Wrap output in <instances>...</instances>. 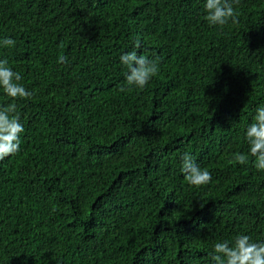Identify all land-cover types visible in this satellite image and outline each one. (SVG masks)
<instances>
[{
	"label": "trees",
	"instance_id": "trees-1",
	"mask_svg": "<svg viewBox=\"0 0 264 264\" xmlns=\"http://www.w3.org/2000/svg\"><path fill=\"white\" fill-rule=\"evenodd\" d=\"M204 3L0 0V59L34 93L0 161V264H213L217 242L264 241V171L233 160L264 106V0L222 29ZM133 50L159 72L121 92ZM185 152L210 183L186 182Z\"/></svg>",
	"mask_w": 264,
	"mask_h": 264
},
{
	"label": "clouds",
	"instance_id": "clouds-1",
	"mask_svg": "<svg viewBox=\"0 0 264 264\" xmlns=\"http://www.w3.org/2000/svg\"><path fill=\"white\" fill-rule=\"evenodd\" d=\"M239 2L240 0H205L204 18L210 26H219L221 29L229 22L237 24L240 14L234 5H238ZM15 43L10 37L4 38L0 40V47H11ZM140 47L141 42L137 39L135 49ZM120 61L127 69L125 72L127 88L121 87V92L133 88L143 90L159 72L157 60L138 55L136 50L122 54ZM58 62L66 64L68 59L61 55L58 57ZM22 80L21 73L14 71L6 58L0 59V88L12 101L7 105H0V161L20 151L24 126L21 123L16 101L31 100L34 95L21 83ZM246 140L249 152L235 153L234 162L245 165L249 162V157H254V167L264 171V106L256 109L253 122L246 129ZM181 172L186 182L195 187L207 185L212 180L211 172L202 169L190 152H185L182 156ZM209 255L213 264H264V241L256 242L249 235L238 234L234 240L217 242Z\"/></svg>",
	"mask_w": 264,
	"mask_h": 264
}]
</instances>
